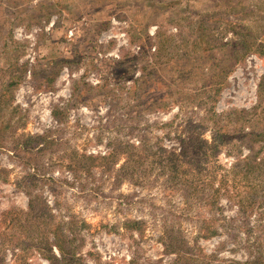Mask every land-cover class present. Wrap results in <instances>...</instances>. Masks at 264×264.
I'll use <instances>...</instances> for the list:
<instances>
[{
	"label": "rangeland",
	"instance_id": "374dc122",
	"mask_svg": "<svg viewBox=\"0 0 264 264\" xmlns=\"http://www.w3.org/2000/svg\"><path fill=\"white\" fill-rule=\"evenodd\" d=\"M230 22L264 44V0H0V129L15 132L0 136V243L28 225L27 191L53 205L8 151L11 135L47 133L37 175L54 180L56 221L86 264H172L164 225L202 250L195 264H244L264 237V169L239 173L245 157L264 158V140L240 125L264 132V57L231 47ZM111 150L78 173L79 192L64 165ZM173 165L197 191L217 171L219 199L206 184L203 199L188 195ZM203 223L218 234L196 237ZM33 252L13 264H48ZM11 260L0 247V264Z\"/></svg>",
	"mask_w": 264,
	"mask_h": 264
},
{
	"label": "trees",
	"instance_id": "16d2710c",
	"mask_svg": "<svg viewBox=\"0 0 264 264\" xmlns=\"http://www.w3.org/2000/svg\"><path fill=\"white\" fill-rule=\"evenodd\" d=\"M229 27L234 30L232 31V35L235 41L231 43V47L233 49L244 50V54L252 53L258 57H264V44L258 42L257 39H254L250 32L244 33V38H239L237 36L239 33L236 31V28L239 29V26L236 24L233 25V23L230 22ZM243 113L244 116L248 115V112L241 111L239 114L241 121ZM237 122H239V118H237ZM244 122H246V119H244ZM240 126L241 137L244 136V138H249L252 143L259 140V137L261 138V136L262 140H264V132L256 134L253 130H251L248 133H243V125ZM5 128L0 129V136L3 135L5 130H10V133L13 134L15 133L11 131V123H7ZM53 143V138L49 137L47 133L22 134L19 136L11 135L9 139L10 149L8 151L12 153L13 157L20 164H22L23 167L32 170V173H28V175L24 177L26 186L35 187V184L44 182L47 190L52 192V196H54V200L52 201L53 205L50 206L40 194H34L27 191L26 194L28 195V202L24 221H27L28 225L25 224V228L23 225L20 226V231L23 233L22 235H19V237L15 234H6L8 238H2L0 243V247H6L10 250L12 264L18 262V260L26 262L30 256H32V253H34L33 251L38 252V254L45 259L48 264H86L82 257L76 253L75 248L72 247V239L70 238L73 236L72 229H68V227L61 220L58 219L56 221V216L53 212L57 209L56 206L59 201L55 197L56 192L53 190V186L49 183V181L54 183V180L52 178H42L40 181V177L37 175V163L38 159L41 158L38 155L44 154ZM74 154L79 156V158L82 157L81 160L72 161L64 165V169L71 175H74V178H78L74 179V184L76 185L78 191L81 192L83 191L85 185L83 181L77 177L78 173L88 172L93 166H98L93 163L94 161H101L109 156L112 157L115 153L114 150H111L107 156H86L84 154H78L77 151H75ZM243 162L244 166H242V168H244V170H241L242 173H239V175L243 178L244 176L248 177L249 173L264 169V158L257 159L255 155H252L245 157ZM159 165L161 168H166L168 166L165 160L159 163ZM177 168H181V166H172V169H174V179H178L180 186L185 189L187 188L190 191H188V195L193 194L195 191L197 196H200L201 199H203L204 194L202 192L206 184V186H208L213 192L211 198L215 200L219 199V189L213 188V182H215L218 174L217 171L211 170L208 175L201 178L200 187L202 186V189L197 191V186L194 185V179H192L194 176L191 172H184L183 169H180L178 173H175L174 171L177 170ZM179 174L180 177L178 178ZM224 176L225 173L223 174V177ZM62 184L67 185L68 182L63 181ZM255 191L256 189H254V192ZM13 221L15 222L14 218H12L10 222L13 223ZM9 223L7 224L8 226ZM203 224L204 225L196 231V237L208 238L218 234L217 228L211 227V224ZM7 225L5 226L7 227ZM141 225V222L132 221L129 222L130 227L127 229L129 231L141 232ZM251 230L252 229L249 231L247 230L248 233ZM261 232H264V230ZM161 233L160 241L163 246V251L166 255H170L174 258L172 264H195L203 259L202 250L199 247L192 246L187 241L183 231L179 227L176 228L171 225H164ZM53 248L56 252L53 251ZM247 250L249 252V258L244 262V264H264V237L255 236L253 238V242L248 244Z\"/></svg>",
	"mask_w": 264,
	"mask_h": 264
}]
</instances>
